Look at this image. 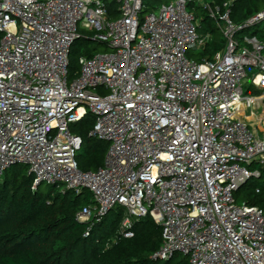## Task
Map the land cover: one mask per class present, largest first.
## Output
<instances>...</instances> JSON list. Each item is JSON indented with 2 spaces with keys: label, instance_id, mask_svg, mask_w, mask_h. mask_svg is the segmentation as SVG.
<instances>
[{
  "label": "built area",
  "instance_id": "1",
  "mask_svg": "<svg viewBox=\"0 0 264 264\" xmlns=\"http://www.w3.org/2000/svg\"><path fill=\"white\" fill-rule=\"evenodd\" d=\"M149 1L0 0V180L23 165L34 189L87 190L93 205L78 221L123 207L125 239L139 219L152 218L163 230L154 259L264 264V208L236 198L264 170V118L256 114L264 104V41L240 35L264 31V9L236 25L231 2L222 11L208 0ZM107 2L117 4L115 15ZM191 3L225 41L211 61L189 57L212 41L200 34ZM80 39L101 48L79 59L71 80L69 57ZM247 85L260 95L246 94ZM89 112L90 136L109 149L100 169L82 172L83 141L70 127Z\"/></svg>",
  "mask_w": 264,
  "mask_h": 264
},
{
  "label": "trees",
  "instance_id": "2",
  "mask_svg": "<svg viewBox=\"0 0 264 264\" xmlns=\"http://www.w3.org/2000/svg\"><path fill=\"white\" fill-rule=\"evenodd\" d=\"M208 1L222 11L223 5L231 2L230 16L236 25H243L264 9L261 0ZM107 7L111 15L117 13L115 2H107ZM188 9L200 21V34L212 36V41L191 57L195 56L198 62L211 61L224 49L225 41L202 8L191 3ZM240 35L257 36L264 41V31L259 28L246 29ZM2 38L0 32V42ZM93 45L91 40L80 39L72 47L69 57L71 80L79 76V59L84 55L92 57L100 50L101 45ZM249 74L253 75V71L249 70ZM245 91L253 96L261 93L252 85H247ZM260 112L264 117V104ZM94 127L95 117L90 112L70 127L71 132L83 141L76 156L82 172L100 169L109 149L108 144L90 136ZM249 182L237 192V200L263 209L264 170L260 179L248 185ZM88 205H93V198L87 190L79 195L61 192L58 184L40 185L34 189V177L27 166L10 168L0 180V264H190L189 258L181 254L168 260L153 258L162 246L163 230L152 218L139 219L134 225V237L125 239L118 234L125 217L123 207L117 206L89 223H80L77 215Z\"/></svg>",
  "mask_w": 264,
  "mask_h": 264
},
{
  "label": "rangeland",
  "instance_id": "3",
  "mask_svg": "<svg viewBox=\"0 0 264 264\" xmlns=\"http://www.w3.org/2000/svg\"><path fill=\"white\" fill-rule=\"evenodd\" d=\"M168 1H171V0H168ZM165 1H162V0H150L149 1V4L152 6H158V5H161L162 3H164ZM259 29H261V28H259ZM93 46L94 47H96L97 46V42H93ZM103 49H105V47H103ZM202 49L203 48H199V49H193L191 52H190V54H189V57L190 58H194L195 56H193V57H191V55H193V54H199L201 51H202ZM256 114L258 115V117H260V118H264V117H262L261 116V112H260V110L258 111V112H256ZM251 122H252V120H250ZM255 124V123H254ZM253 124V125H254ZM264 128V127H263ZM261 133H262V131H261ZM100 142H102V144H108L107 142H105V141H101V140H99ZM255 170H257V168H255ZM256 179H253V180H251L250 182H249V184L248 185H250V184H252L254 181H255ZM261 181H263V180H261ZM44 187H45V184H44ZM239 202V204H241L242 203V200H238Z\"/></svg>",
  "mask_w": 264,
  "mask_h": 264
},
{
  "label": "crops",
  "instance_id": "4",
  "mask_svg": "<svg viewBox=\"0 0 264 264\" xmlns=\"http://www.w3.org/2000/svg\"><path fill=\"white\" fill-rule=\"evenodd\" d=\"M257 117H258V115H257ZM258 118H260V117H258ZM248 119H249V120H254L255 117H254V116H250V117H248Z\"/></svg>",
  "mask_w": 264,
  "mask_h": 264
}]
</instances>
